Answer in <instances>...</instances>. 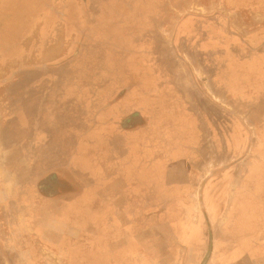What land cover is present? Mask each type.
Returning <instances> with one entry per match:
<instances>
[{"label":"rangeland","instance_id":"rangeland-1","mask_svg":"<svg viewBox=\"0 0 264 264\" xmlns=\"http://www.w3.org/2000/svg\"><path fill=\"white\" fill-rule=\"evenodd\" d=\"M194 70L196 84L181 87ZM124 77L181 85L184 166L158 179L153 198H127L117 213L103 200L107 176L66 182L77 208L41 200L57 189L38 176L53 161L39 147L54 132L48 110L80 116L91 110L88 81ZM0 180L28 195L0 204V252L29 250L26 264H264L248 257L264 254V0H0ZM133 182L121 188L131 193ZM86 248L93 256L70 261Z\"/></svg>","mask_w":264,"mask_h":264},{"label":"crops","instance_id":"crops-1","mask_svg":"<svg viewBox=\"0 0 264 264\" xmlns=\"http://www.w3.org/2000/svg\"><path fill=\"white\" fill-rule=\"evenodd\" d=\"M194 74L196 75V81H198L197 78L199 77L195 70ZM196 81L190 82L196 84ZM183 82L186 84H183ZM137 83L138 86L136 87H138V90H132V95L128 98L132 99L134 102L132 109L138 110L140 115L137 116V123L135 124L134 129H132L133 132H131L133 137H130L129 140L126 139L125 135H121L120 137L117 135L115 138V135L109 132L111 128L110 123L107 122V120L108 117L114 115V112L101 113L88 110L82 112L79 116L76 112L65 111L64 114L66 115H64L62 118L63 122H61V110L58 111L60 115H58L57 111L48 110L47 114L48 117H50L49 125L53 127L52 129H54V132L52 134H46L47 142L44 141L42 137L43 142L40 143L41 145L39 147L42 150L49 148L51 151L49 155L53 156V161L44 171H41L38 176L42 175L44 177L52 174H60L63 180L72 184L74 182L82 183L84 180H87V182L91 179L97 180L98 178L103 180L106 176L108 179L110 175H121L124 179L130 178L131 181H134L133 192L131 193L130 189H127L126 187L121 188L120 181L123 179L117 180L109 177L107 184L103 185V200H105L106 205L110 206L109 208H111V210H109V212L112 213H117L119 211V206L125 203L127 198L134 197L135 199L145 197L151 199L158 179L167 180L169 174L174 173L173 167H175V165L177 171L178 168L184 166V153L181 152L183 148L179 147V144L182 143L181 140L177 142V139H171L169 136H165L164 133V131H176L174 129L175 127L173 128L176 122L171 116H169L170 112H167L169 107L167 102L174 99V96L167 93L166 88L170 89V85H176L178 87L181 85H177L178 83H173L172 81H138ZM188 83L189 81H182L183 85L181 87L188 85ZM54 84H56V81H54ZM100 92L104 93V91ZM70 96L75 98L73 95ZM58 101L60 103L61 97ZM75 102L77 101L75 100ZM97 103L101 104L103 102ZM132 109L126 112L128 113ZM180 112L181 116H185V110H180ZM96 116L99 120L97 124L98 126L97 130H93ZM45 127H47V125ZM157 130L160 131L157 132V137L150 133L151 131ZM4 133L7 136L9 131L7 130ZM19 133H23L22 128ZM49 135L52 136V138L55 135H59L63 138L60 139L61 141L59 142H53L52 140H49ZM20 139L22 138L20 137ZM67 148H70L69 153L60 152L61 149ZM3 149L7 150V153L12 150L9 148ZM5 155L7 156L6 152ZM79 155L80 157L84 156L86 159L88 157L89 161L94 162L93 164L95 168L92 170L94 172H97L98 170L99 172L101 171V178L99 174H95L96 172L93 173L90 171L91 169L88 168L87 164L81 162L80 164L75 163V160L78 159L77 157ZM42 156L44 158L46 154H42ZM42 156L35 157V159L31 161L34 163V167L38 164H43ZM158 161H162L161 166H156V162ZM130 164H132V171L125 168ZM97 167L100 169H97ZM158 167L160 168L159 171L157 169ZM33 169V166L30 165L28 173H31L32 175ZM31 175L26 179L27 182H30ZM32 177H34V175ZM5 182V180H0V204H4L13 197L25 195L20 190L8 189ZM72 184H70L69 187L67 185L66 190L62 193L59 192L54 195L41 194V200L45 201L54 199L55 201H58L59 204H67L70 205V208H77L75 206H78L79 201H77V198L79 197ZM84 187H87V185ZM80 205H84V203ZM85 208L88 207L85 206ZM263 234L260 233V236L256 238L259 244L264 245ZM27 256L29 257H27L29 260L30 254L28 253ZM248 257L252 262H264V254H257L256 256L248 255ZM19 260L21 261L23 258L18 259L17 261Z\"/></svg>","mask_w":264,"mask_h":264},{"label":"flooded vegetation","instance_id":"flooded-vegetation-1","mask_svg":"<svg viewBox=\"0 0 264 264\" xmlns=\"http://www.w3.org/2000/svg\"><path fill=\"white\" fill-rule=\"evenodd\" d=\"M120 69L122 70V68H120ZM97 70L100 72H104L105 68L98 67ZM102 79H100V80H102ZM186 80L187 81L188 80L196 81L195 78H191V79L188 78ZM127 81H132V83L131 82L127 83ZM138 81H140V79L139 80H137V79L132 80L130 78H125V77L123 79H121V81H116L115 83H113L112 81H88V84L86 86L87 89L89 90L90 86H95V88H91V90H93V91L87 94L86 98H87V101H89V104H87V106L92 111H95V112H101V113H107V112L113 113L114 112L113 116L108 117L107 122L110 123V128H111L109 132L113 133V135H115V138L117 137V135H119V137L121 135H125L126 139H128V140L130 137L131 138L133 137L131 132H133L132 129H134L135 124L137 123L136 121L138 120L136 118L140 114H139L138 110L132 109L134 102L132 101V99H130L128 97H130L132 95L131 94L132 90H138V87H136V86H138V83H137ZM115 86H117V88H114ZM100 90L105 91V92L99 93L98 91H100ZM166 91H167V93H170L171 95L174 96V99H171V100H169V102H167V105L169 106L167 112H170L171 118H172V115L175 114V115H173V117H175V118H173V120H176L175 121L176 125L174 124L173 128L175 127L174 128L176 130L175 132L181 135V139H180L182 142L181 145L188 146L189 135H190L188 119H187L186 113H185V116H181L180 110L183 111L184 109L182 107H179V103L180 102L184 103V100L181 96V93H180L178 86L170 85V89L166 88ZM73 96L75 97L76 100H80V99H77V97H76V96L81 97L80 94L75 93V94H73ZM201 96L203 97L204 95H201ZM97 102H103V103L98 104ZM130 109H132V110L127 113L126 111H128ZM11 117H12V115H11ZM98 121L99 120L97 119V116H96V119H95L94 125H93V130H97ZM197 128H198L199 132H201L200 127L197 126ZM194 129L195 128H193V130ZM8 131H9L8 136L11 134H14L13 133L14 130L11 127L8 129ZM157 132H160V131L159 130L151 131L150 133L153 136L155 135L157 137ZM198 135H199V133H198ZM191 138H192V136H191ZM196 139H198V138H196ZM185 146H183V149L185 148ZM48 177L53 182L51 184V186L57 187V189H55L53 191L52 195L57 194L59 192L62 193L63 191L66 190V187H67L66 181L62 179V176L60 174H54V175L52 174ZM109 177L117 179V180L118 179H121V180L124 179V177L121 175H117V176L116 175H110ZM109 177H108V179H109ZM27 196L28 195L25 192V195L23 196L25 198V200H27L26 199ZM0 224H2V222H0ZM3 226H4V224L2 226H0L1 229H4ZM6 241H7L6 243L8 245L9 240H6ZM14 241H15V243H13L14 246H19V243L16 244V240L13 239V242ZM0 242H1V240H0ZM27 244L32 245V248H34L35 244H31V242L30 243L28 242ZM94 245L95 244H93V243L91 244V246H94ZM3 250L0 252V263L3 262V264H5V263L9 264V263H12L14 260L16 261V259L18 260L20 257L23 258V260H21L22 264H26L29 261L28 260L29 257L28 258L26 257V255L28 254L27 252L29 250L21 249L18 254L21 253L23 255L20 254V256L15 255V253H12L14 255V257L16 256L15 258H13V256H11L9 253L3 252ZM86 251L87 252H84V250H83L82 253L78 254V253H74V251L72 250L71 254H70V261L72 263L77 262L76 259L78 258V256H81V258H89V255H92V254L88 253V251H89L88 249ZM31 256H34V254L30 253V257ZM105 259H107V258H105ZM85 260H87V259H85ZM107 260H109V259H107ZM144 264H147V263H144Z\"/></svg>","mask_w":264,"mask_h":264},{"label":"water","instance_id":"water-1","mask_svg":"<svg viewBox=\"0 0 264 264\" xmlns=\"http://www.w3.org/2000/svg\"><path fill=\"white\" fill-rule=\"evenodd\" d=\"M202 264H206V260L205 261H203V263Z\"/></svg>","mask_w":264,"mask_h":264}]
</instances>
